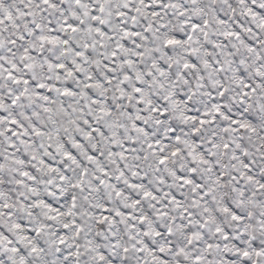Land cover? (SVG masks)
<instances>
[{"label":"snow or ice","instance_id":"1","mask_svg":"<svg viewBox=\"0 0 264 264\" xmlns=\"http://www.w3.org/2000/svg\"><path fill=\"white\" fill-rule=\"evenodd\" d=\"M0 264H264V0H0Z\"/></svg>","mask_w":264,"mask_h":264}]
</instances>
